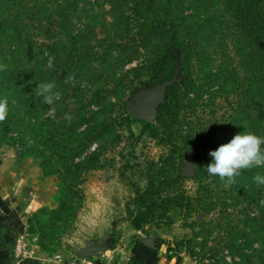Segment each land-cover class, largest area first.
I'll list each match as a JSON object with an SVG mask.
<instances>
[{"label": "rangeland", "instance_id": "rangeland-1", "mask_svg": "<svg viewBox=\"0 0 264 264\" xmlns=\"http://www.w3.org/2000/svg\"><path fill=\"white\" fill-rule=\"evenodd\" d=\"M177 1L191 16L179 23L181 38L217 17L203 63L217 81L205 83L195 48L182 69L177 59L171 74L152 76L162 41L154 30L143 39L141 27L161 4L144 16L126 0H0V98L9 107L0 172L23 206L30 254L70 257L90 245L105 247L91 258L122 257L139 242L174 264H264V185L253 180L264 170L241 169L225 187L206 169L210 151L255 132L249 92L264 61L255 43L239 44L222 0ZM175 74L155 119L132 120L136 94ZM53 81L61 98L49 106L35 92Z\"/></svg>", "mask_w": 264, "mask_h": 264}, {"label": "trees", "instance_id": "trees-1", "mask_svg": "<svg viewBox=\"0 0 264 264\" xmlns=\"http://www.w3.org/2000/svg\"><path fill=\"white\" fill-rule=\"evenodd\" d=\"M132 3L134 6L131 10L135 12V15L142 14L147 16L151 10L161 4L160 12L157 11L153 18H147L141 27V36L143 39L147 38L148 30L157 31L156 35H159V41L161 45L158 47L157 57L153 60V63L147 68L153 69V77H165L173 71L177 65V59H179L181 69L184 54L189 52V48H195L198 50L199 59L197 63L201 66V73L205 83L210 81H217L219 76L215 72H207L204 68V61L207 60V52L205 48L209 47L206 43L205 37H210L213 33L216 25V16L211 18L209 22L202 21L197 26H189L185 31L184 38H181V30L179 29V23L183 24L187 22V19L191 16L183 15L182 5L177 0H126ZM225 4L224 9L221 12L230 19V24H233L238 28L239 44L244 43V40L255 43L257 45L256 60L264 61V6L260 9L258 5L259 0H222ZM158 2V4H156ZM259 11V13H257ZM253 12H256L252 15ZM259 14V15H258ZM232 21V22H231ZM145 23H148L145 25ZM140 33V32H139ZM211 44V43H210ZM209 44V45H210ZM262 47L263 50H259ZM260 54V56H259ZM212 56V55H211ZM213 58V56H212ZM244 65L249 64V58L242 60ZM203 64V65H202ZM220 64V62L218 63ZM223 64V63H222ZM223 66V65H222ZM228 65L226 64L225 67ZM223 68V67H222ZM225 69V68H223ZM264 69V67H263ZM190 79V73L187 74ZM261 81L253 83L250 87V100L257 105V125L254 134L260 137H264V105L259 106V103L264 101V70L260 78ZM229 84V82L227 83ZM261 104V103H260ZM129 119V116L127 117ZM136 121V120H135ZM141 124H147L146 122L139 121ZM264 148V145H262ZM253 170H264V167H254Z\"/></svg>", "mask_w": 264, "mask_h": 264}, {"label": "clouds", "instance_id": "clouds-1", "mask_svg": "<svg viewBox=\"0 0 264 264\" xmlns=\"http://www.w3.org/2000/svg\"><path fill=\"white\" fill-rule=\"evenodd\" d=\"M48 56L47 68L54 66L55 57L46 53ZM7 65L0 64V71H6ZM74 75H70L66 82L73 81ZM55 82L39 83L36 89V96L43 97V103L51 106L54 101L61 98L58 91H54ZM9 112L8 99L0 98V122L6 120ZM49 114L55 117V108H49ZM264 137L257 136L252 132L245 131L242 134L235 135L230 142L222 144L218 149L210 151L209 155L213 161L206 166L210 176H218L225 182V187L236 183L235 177L241 175V169H252L254 167H264ZM257 185H264V175L256 174L253 177ZM264 206V199L260 201Z\"/></svg>", "mask_w": 264, "mask_h": 264}, {"label": "crops", "instance_id": "crops-1", "mask_svg": "<svg viewBox=\"0 0 264 264\" xmlns=\"http://www.w3.org/2000/svg\"><path fill=\"white\" fill-rule=\"evenodd\" d=\"M1 171V170H0ZM24 209L19 201L16 188H7L1 179L0 172V264H48L47 258L30 254L16 263L12 246L19 234L24 232ZM114 251L104 252L100 257L91 258L95 264H174L164 261L161 252L147 243L137 242L124 256H112ZM109 257V258H107Z\"/></svg>", "mask_w": 264, "mask_h": 264}, {"label": "water", "instance_id": "water-1", "mask_svg": "<svg viewBox=\"0 0 264 264\" xmlns=\"http://www.w3.org/2000/svg\"><path fill=\"white\" fill-rule=\"evenodd\" d=\"M177 82L176 74L170 81H165L161 84L148 89L141 90L134 98V104L127 106L129 116L132 120L152 122L157 114L159 106L163 103L166 90ZM190 166L186 164L183 168V174L189 175ZM105 247L90 246L81 247L75 253L79 259L91 258L95 252H102Z\"/></svg>", "mask_w": 264, "mask_h": 264}, {"label": "built area", "instance_id": "built-area-1", "mask_svg": "<svg viewBox=\"0 0 264 264\" xmlns=\"http://www.w3.org/2000/svg\"><path fill=\"white\" fill-rule=\"evenodd\" d=\"M12 254L16 263H19L30 255L23 233L19 234L16 237L12 246ZM47 261L48 264H95V262L91 258L79 259L75 255L70 257H63L59 254H56L50 258H47Z\"/></svg>", "mask_w": 264, "mask_h": 264}]
</instances>
